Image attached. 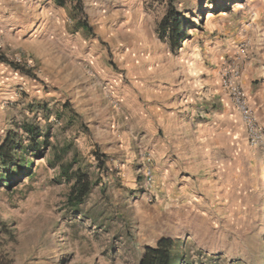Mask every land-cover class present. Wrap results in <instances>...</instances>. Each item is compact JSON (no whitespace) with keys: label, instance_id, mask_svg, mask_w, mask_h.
Returning a JSON list of instances; mask_svg holds the SVG:
<instances>
[{"label":"rangeland","instance_id":"rangeland-1","mask_svg":"<svg viewBox=\"0 0 264 264\" xmlns=\"http://www.w3.org/2000/svg\"><path fill=\"white\" fill-rule=\"evenodd\" d=\"M27 1L38 29L0 44V55L33 76L0 62V147L10 133L29 145L32 127L42 153L27 151L28 171L0 181L10 264H138L145 246L167 236L185 239L182 264H252L264 251V63L250 74L251 100L237 70L264 43V0ZM172 15L191 22L175 51L163 24ZM228 85L254 112V144L234 106L233 128L205 111L230 98ZM183 113L207 137L179 148L189 155L182 191L150 195L142 171L154 165L151 132ZM66 168L92 182L78 210L66 204Z\"/></svg>","mask_w":264,"mask_h":264},{"label":"crops","instance_id":"crops-1","mask_svg":"<svg viewBox=\"0 0 264 264\" xmlns=\"http://www.w3.org/2000/svg\"><path fill=\"white\" fill-rule=\"evenodd\" d=\"M34 18L43 17V12L33 14ZM38 21H30V13L28 11L27 0H0V44L5 47V43L22 39L30 32L37 31ZM24 40V39H23ZM262 43V42H261ZM260 42L257 41L255 52L257 55H252L249 62L240 63L241 70L239 73V81L244 87L245 91L250 95V100L256 93L255 90L250 88V74L256 73L255 69L258 67L259 62L264 63V47L262 48ZM253 66L252 71L250 66ZM229 66L228 69H231ZM238 66H236L237 69ZM264 71V65L261 66ZM240 69V68H238ZM211 106L206 108L205 111L208 115H218L217 121L225 129L235 126L237 115L233 109V104L229 97H220L210 102ZM212 108V109H211ZM213 111H211V110ZM205 111H199L200 114ZM187 113H183V120L172 125H168L163 129H154L151 132L152 141L154 143V150L150 152V157L154 158V165L152 166L153 182L149 190L150 195L156 191L159 193L170 195L173 192L180 193L181 183L179 178L181 176V162L188 158L181 155L180 147L185 145H194L198 140H204V130L200 127L201 122H191L188 120ZM186 119V121H185ZM162 130V131H160ZM168 146H174L173 156L170 160V152ZM189 154V153H188ZM193 156H196L193 154ZM195 158V157H194ZM195 160V159H194ZM171 162V163H170Z\"/></svg>","mask_w":264,"mask_h":264},{"label":"trees","instance_id":"trees-1","mask_svg":"<svg viewBox=\"0 0 264 264\" xmlns=\"http://www.w3.org/2000/svg\"><path fill=\"white\" fill-rule=\"evenodd\" d=\"M60 5L63 4L62 0H56ZM164 32L169 29V37L171 39L172 49L175 51L182 45V42L187 38L185 31L181 35L182 27L187 28L191 22L185 18H173V15L166 17L163 21ZM81 27L84 30H90L86 23H82ZM0 62L6 63L10 67L19 70L20 72L33 76L22 65L14 61H10L5 56L0 55ZM25 132L30 144L23 146L25 138L20 134L10 133L8 136V143L2 148L0 147V181L7 180L8 182L14 178L16 171L22 169L28 171L27 167L23 165V158L27 151H34L35 154L42 153L40 144L36 142V138L40 133L32 127H26ZM44 146H47L48 140L44 141ZM20 160V161H19ZM31 162L28 163L30 165ZM61 178L67 182H71L69 192L66 198V204L70 210H78L79 206L84 202L85 198L92 190V182L85 172L80 169L73 171L69 168L63 169ZM6 176V177H5ZM6 178V179H5ZM0 234H6L8 240L12 239L11 231H8L7 224L0 221ZM185 239L180 240L173 237H161L154 245L145 246L143 254L138 264H182L187 259V251L185 247ZM261 243L256 246L260 248ZM252 264H264V251L255 253L252 257ZM0 264H10L7 255L1 250L0 245Z\"/></svg>","mask_w":264,"mask_h":264},{"label":"built area","instance_id":"built-area-1","mask_svg":"<svg viewBox=\"0 0 264 264\" xmlns=\"http://www.w3.org/2000/svg\"><path fill=\"white\" fill-rule=\"evenodd\" d=\"M229 96L231 102L241 118L246 130L249 133L248 140L251 144L255 143L256 138V119L252 111L249 101L245 94L236 86L228 85ZM143 186L146 190H150L153 182V172L150 168L142 171Z\"/></svg>","mask_w":264,"mask_h":264}]
</instances>
